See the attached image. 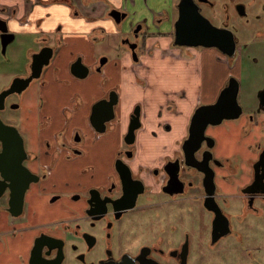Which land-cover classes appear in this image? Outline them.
Masks as SVG:
<instances>
[{
	"label": "flooded vegetation",
	"instance_id": "1",
	"mask_svg": "<svg viewBox=\"0 0 264 264\" xmlns=\"http://www.w3.org/2000/svg\"><path fill=\"white\" fill-rule=\"evenodd\" d=\"M8 1L0 3V27L8 32L1 38L3 49L0 42V264H201L219 257L216 251L210 252L221 240L231 237L240 245V225L248 221L260 225L252 217L264 215V163L259 160L264 138L255 145L256 157L249 162L248 173L236 172L234 162H241L242 155L232 154L228 139V122L238 124L242 113L235 120L207 123L199 142L196 126L191 140L187 139L195 110L217 101L233 77L227 67L240 60L250 36H264V0H187L222 32L220 41L213 36L217 40L211 47L175 44L174 24L181 0H170L167 7L150 9L138 18L108 0ZM147 1L141 0L142 4ZM96 3L106 5L104 17L114 28L110 33L98 30L104 35L102 43L111 40L119 53L130 54L138 72L148 74L145 80L135 73L138 86L171 96L170 103L152 117L153 125L163 131L160 134L142 133L145 114L138 101L130 109L117 147H87L119 127L116 90L89 107L75 97L71 107L63 108L64 120L56 130L59 125L42 93L48 86L46 72L55 71L51 66L62 46V26L43 32V19L32 15L57 4L68 6L75 18ZM13 24L19 32L11 29ZM32 27L39 32H28ZM24 43L28 58L20 64L15 58ZM47 48L52 52L48 65L33 77L37 70L33 72L32 58L41 51L47 53ZM106 49L92 72L104 68L111 52L109 45ZM80 64L84 65L83 59L77 55L68 65L77 82L92 73L75 77ZM209 69L220 75L216 95L194 106L184 135L168 145L166 133L172 126L160 119L177 116L175 100L188 96L185 86L205 85ZM114 96V117L98 133V119H104L107 112L104 100ZM75 113L78 126L72 128ZM135 114L138 126L134 137H129L128 125ZM253 114L246 115L245 132L256 121ZM140 135L145 145H140ZM217 209L227 217L229 231L211 243ZM218 225L217 232L226 230L223 221ZM232 246L221 245L220 255L234 251Z\"/></svg>",
	"mask_w": 264,
	"mask_h": 264
},
{
	"label": "crops",
	"instance_id": "2",
	"mask_svg": "<svg viewBox=\"0 0 264 264\" xmlns=\"http://www.w3.org/2000/svg\"><path fill=\"white\" fill-rule=\"evenodd\" d=\"M95 1V0H93ZM117 7H123L128 10L132 18L141 17L143 14L148 15V10L158 9L161 7H167L170 0H148L147 4H142L141 0H108ZM8 0H0V3H8ZM19 3V0H12V3ZM94 6V7H92ZM88 5V8L82 9V15L80 17H73L71 15V9L66 5L52 4L44 8V10H37L33 13L32 18L41 17L43 23L41 30L43 32H50L55 26L60 24L61 29V41L62 46L59 49V54L51 66L53 72L48 70L46 72V79L48 86L43 89V100L49 107V111L53 110L52 114L55 116V120L59 126H56V130L60 129V124L64 120L62 110L64 107H71L74 104L75 97H80L85 106H90L96 100L104 98L111 90H116V93L120 97L119 115L120 124L116 129H111L108 133L104 134L95 144L89 143L87 147L95 148H107L110 146H118L119 138L124 134L127 123V116L130 112L132 105L138 101L142 102L144 106V125L145 129L142 133L147 134L150 130H154L159 134L162 133L161 128H157L154 124L152 117L158 108L170 103L171 96L166 98L165 93L153 89L143 88L138 86L135 80V73L141 78L148 80L149 76L145 72L137 71V68L133 65L130 54L124 50L121 53L119 60L111 61L112 56L109 55V59L104 68L96 73L92 72L96 66L97 60L100 55L104 54L106 47H99L103 41V34L99 29H104L107 33L113 32L112 21L107 20L104 16L108 9L103 3H96L94 5ZM92 18L87 20L86 18ZM11 29L16 33L19 32L14 24ZM28 32H39V30L33 27L27 29ZM101 48V50H100ZM77 55H81L83 63L92 72L85 81L77 82L70 76L68 71L69 63L74 60ZM220 75L212 70H207L204 76L205 85L199 83L197 87L185 86L184 89L187 95L184 99L175 100L176 104V117H168L164 115L160 122H169L171 129L168 131L167 137L170 145L172 140L180 139L186 129L187 120L194 106L200 102H208L216 95L219 86L216 85L220 82ZM104 78L106 80L104 81ZM213 81L215 84H212ZM66 82V83H65ZM259 111H262L259 106V100L257 98ZM263 112V111H262ZM75 116V118H74ZM71 127L78 126V114L72 115ZM178 122H176V120ZM264 125V119H261ZM82 123V119H80ZM257 121H254L256 123ZM82 123L79 126H82ZM252 123V125L254 124ZM250 124L248 131L252 127ZM86 131V128H85ZM84 132V131H83ZM87 132V131H86ZM84 132V133H86ZM263 213V212H262ZM264 221V215L261 216Z\"/></svg>",
	"mask_w": 264,
	"mask_h": 264
},
{
	"label": "rangeland",
	"instance_id": "3",
	"mask_svg": "<svg viewBox=\"0 0 264 264\" xmlns=\"http://www.w3.org/2000/svg\"><path fill=\"white\" fill-rule=\"evenodd\" d=\"M258 35L256 33L250 36L251 39L248 40L246 48L242 49L240 60L227 67L229 74L236 78L239 84L237 101L242 109V116L238 124L228 122V139L233 144L232 154L241 153L240 155H242L241 162L239 160L234 162L236 172L242 173L250 172L249 162L256 157L255 145L264 138V125L261 120L264 119V111H259L257 103V95L264 88V36L259 37ZM25 43L29 44L31 41L26 40ZM25 43L23 44L24 49H20L19 56L15 58L20 64H24L28 58ZM99 45V47L109 45L111 48L109 50L112 56L111 61L121 58V53L118 49L116 50L115 44L111 40L106 39L104 44ZM7 68L11 69L10 66H7ZM251 113H254L252 116L256 117L257 122L252 125L249 131L246 130L245 132L242 125L246 122V115ZM176 122L178 121L176 120ZM153 134L151 135L153 136ZM139 139L142 140L140 145H145L146 140L142 138V135ZM236 140L240 144L236 143ZM252 218L260 222V225L252 226L248 220V223L240 225V227H243V229H240L242 234L240 245L237 246L231 237L227 238L226 241L221 240L219 245L210 252L214 254V251H216L219 257L216 256L217 258L214 257L216 259L202 261L201 264H264V221L262 217L259 219ZM226 243H231L235 250L220 255V246ZM206 253L208 254L209 250Z\"/></svg>",
	"mask_w": 264,
	"mask_h": 264
},
{
	"label": "water",
	"instance_id": "4",
	"mask_svg": "<svg viewBox=\"0 0 264 264\" xmlns=\"http://www.w3.org/2000/svg\"><path fill=\"white\" fill-rule=\"evenodd\" d=\"M178 9V18L174 24L175 44L193 47H211L216 45L217 39L218 41H220L219 39L222 40V32L214 28L207 19L201 16L197 10V7L192 5L189 1L181 0L178 5ZM0 32V42L3 49L4 44L1 38L2 35H7L8 32L5 26L0 27ZM213 36H216L217 39H213ZM45 50L47 53L41 51L32 58L31 67L33 72L37 70V72L33 74V77H38L43 66L48 65L52 52H50L51 50L48 48ZM102 64L103 61L100 62V65ZM80 67L81 68L78 69L79 74L74 75L78 79L86 77L89 71L88 68L83 64H80ZM238 90V81L236 78L232 77L230 78L228 86L225 87L222 92H220L218 99L214 104L200 106L195 110V113L190 121L189 137L187 142L191 140L192 132L195 131L196 126V133L198 135L196 140L199 142L203 135L204 127L207 125V123L217 125L222 119L235 120L237 117H239V115L242 113V109L237 101ZM116 97L114 96V98L110 97V99L104 100L106 103L105 105L107 106L105 111L107 112L105 113L106 117L104 119H98V123L101 126V129H97L98 133H103L105 131L106 123L114 117L113 108L116 105ZM257 98L259 100V106L261 110L264 111V88L258 93ZM137 126L138 115L135 114L128 125L126 136L134 137V129H136ZM259 160L261 163H264V150L261 153ZM206 206L208 209L213 210V208H210L211 205L209 206L206 204ZM214 211L216 213L215 219L213 221L215 224V229H213L211 243H214L220 236H225L229 231L227 217L221 213L220 209ZM220 220L224 222L226 230L217 232L219 229L218 223Z\"/></svg>",
	"mask_w": 264,
	"mask_h": 264
}]
</instances>
